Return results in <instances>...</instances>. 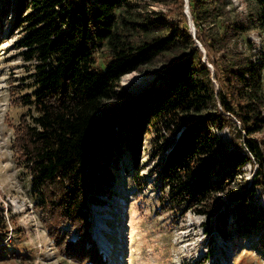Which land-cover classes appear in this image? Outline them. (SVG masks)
I'll return each instance as SVG.
<instances>
[{"label": "trees", "instance_id": "obj_1", "mask_svg": "<svg viewBox=\"0 0 264 264\" xmlns=\"http://www.w3.org/2000/svg\"><path fill=\"white\" fill-rule=\"evenodd\" d=\"M255 2L257 24L250 26L230 18L229 0H189L212 75L180 6L170 24L163 13H137L135 0H0V15L7 21L10 11L12 29L22 31L17 47L34 69L21 103L35 114L20 119L15 145L35 206L63 219L61 226L48 221L53 240L72 244L86 263L104 264L90 236V206L109 195L121 153L137 169L143 134L155 155L165 153L157 176L159 190L167 189L163 209L216 214L222 236L227 215L247 222L240 237L260 225L264 205H245L256 188L264 191V137L254 138L264 131V60L232 50L250 28L264 31V0ZM103 49L108 58L97 63ZM156 61L165 67L157 81L129 97L121 78ZM107 101L119 105L105 118ZM224 128L229 148L214 131ZM246 164L255 170L249 185H239ZM220 193L231 202L223 211Z\"/></svg>", "mask_w": 264, "mask_h": 264}, {"label": "rangeland", "instance_id": "obj_2", "mask_svg": "<svg viewBox=\"0 0 264 264\" xmlns=\"http://www.w3.org/2000/svg\"><path fill=\"white\" fill-rule=\"evenodd\" d=\"M229 1L233 8L231 19L241 18L250 26L257 24L255 0ZM135 3L137 13L160 12L170 24L176 22L179 6L184 14L187 5L186 0H135ZM6 19L0 15V264H89L82 254L72 250V244L53 240L47 230L48 221L51 218L61 226L63 219L46 216L31 196L30 174L15 145V127L23 115L29 119L35 114L32 105L21 103L23 95L33 89L34 69L22 59L17 47L22 31L12 29L10 11ZM233 46L234 52L264 60V31L252 27ZM107 58L104 49L95 54L97 63ZM205 64H210L207 58ZM164 69L159 61L153 62L124 75L121 87L129 97L136 96L155 83ZM215 86L218 87L217 82ZM118 105L107 101L100 115L109 117ZM214 131L225 148H229L231 131L228 128ZM261 137L264 131L254 135ZM150 141V136L142 135L137 169H132L128 152L119 155L116 180L109 195L99 196V203L90 206V236L104 264H264V220L251 233L240 237L247 222H235V216L227 215L225 228L229 233L222 236L216 227V214L199 215L192 210L184 213L180 212L182 207L172 205L162 208L167 189L159 190L157 176L165 153L155 155ZM162 142L160 139L159 143ZM254 170V165L246 164L236 179L238 184L249 185ZM218 196L224 202L218 211H223L231 202L224 193ZM254 205H264L261 188L255 189L245 207Z\"/></svg>", "mask_w": 264, "mask_h": 264}, {"label": "water", "instance_id": "obj_3", "mask_svg": "<svg viewBox=\"0 0 264 264\" xmlns=\"http://www.w3.org/2000/svg\"><path fill=\"white\" fill-rule=\"evenodd\" d=\"M188 19V24H189V33L192 35L194 42L196 43V46L199 48V50L202 52L203 54V62H205L206 60V53L205 50L203 48V46L201 45V43L195 38V26L189 11V0H187V6H185V13H184ZM207 66L210 68L211 70V74L213 75L214 71H213V67L210 64H207Z\"/></svg>", "mask_w": 264, "mask_h": 264}, {"label": "bare ground", "instance_id": "obj_4", "mask_svg": "<svg viewBox=\"0 0 264 264\" xmlns=\"http://www.w3.org/2000/svg\"><path fill=\"white\" fill-rule=\"evenodd\" d=\"M187 1V0H186ZM187 6V5H186Z\"/></svg>", "mask_w": 264, "mask_h": 264}]
</instances>
